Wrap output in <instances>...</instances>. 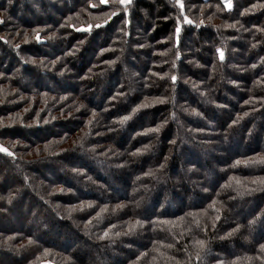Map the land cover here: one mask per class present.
I'll return each mask as SVG.
<instances>
[{"label": "trees", "instance_id": "1", "mask_svg": "<svg viewBox=\"0 0 264 264\" xmlns=\"http://www.w3.org/2000/svg\"><path fill=\"white\" fill-rule=\"evenodd\" d=\"M228 2L0 0V264H264V0Z\"/></svg>", "mask_w": 264, "mask_h": 264}, {"label": "snow or ice", "instance_id": "2", "mask_svg": "<svg viewBox=\"0 0 264 264\" xmlns=\"http://www.w3.org/2000/svg\"><path fill=\"white\" fill-rule=\"evenodd\" d=\"M8 2L9 3H11L12 2V0H8ZM121 2L122 3H127L128 2V0H121ZM178 2H179V0H178ZM224 2H225V4H226V6H228V7H230V3L228 2V0H224ZM113 14H115V13H113ZM217 51H218V53L220 54V59L221 60H223V52L220 50V49H217ZM33 63H35V61H32ZM172 79H173V81H175V76H173L172 77ZM247 103V102H246ZM136 109H133V111H135ZM193 111H195V110H193ZM247 113H245V115H246ZM126 119H128V117H123L122 118V120H121V122H123V120H126ZM236 121H233V123H235ZM159 127V126H158ZM156 130H158V128L157 129H152V131H156ZM0 151H7L6 149H3L2 147H0ZM9 155H12L11 153H8ZM167 159V158H166ZM164 165H161L160 167L162 168ZM9 202H11V197H9ZM249 223H252V221H250ZM235 231V230H234ZM230 235V234H229ZM197 244L199 245V247H200V249L201 250H203V248H204V242L203 241H197ZM261 250H264V245H261ZM196 257H197V259L199 260L200 259V252L198 251L197 253H196Z\"/></svg>", "mask_w": 264, "mask_h": 264}, {"label": "rangeland", "instance_id": "3", "mask_svg": "<svg viewBox=\"0 0 264 264\" xmlns=\"http://www.w3.org/2000/svg\"><path fill=\"white\" fill-rule=\"evenodd\" d=\"M101 84H104V85H105V84H106V81H103V80H102V83H101Z\"/></svg>", "mask_w": 264, "mask_h": 264}]
</instances>
